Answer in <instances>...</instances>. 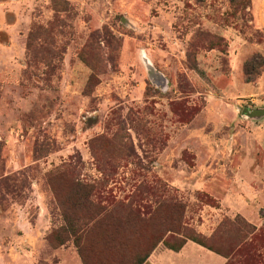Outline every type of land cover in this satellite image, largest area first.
Masks as SVG:
<instances>
[{
    "label": "rangeland",
    "instance_id": "374dc122",
    "mask_svg": "<svg viewBox=\"0 0 264 264\" xmlns=\"http://www.w3.org/2000/svg\"><path fill=\"white\" fill-rule=\"evenodd\" d=\"M247 43L252 0H0V264L225 248L243 206L264 235V118L241 114L264 97L231 84Z\"/></svg>",
    "mask_w": 264,
    "mask_h": 264
},
{
    "label": "crops",
    "instance_id": "0c3cea01",
    "mask_svg": "<svg viewBox=\"0 0 264 264\" xmlns=\"http://www.w3.org/2000/svg\"><path fill=\"white\" fill-rule=\"evenodd\" d=\"M252 12H253V23L256 29L261 30L264 28V0H252ZM248 48L249 52L246 54L245 48ZM244 49L238 52H233L230 55L231 62V84L235 88L236 86L240 89V95L237 97L245 98L247 101L256 102L257 100L251 98H263L264 97V64L260 75L252 82H245L243 74V64L247 57L250 58L252 55H260L264 58V46L256 43H247ZM246 101V102H247ZM250 108H264V106H250ZM224 183L221 185L223 190L222 194L211 191L209 194L216 199H218L221 204L225 207L223 203V198L228 193V185ZM222 184V183H221ZM262 203H264V198L258 197ZM262 197V196H261ZM229 208V207H228ZM227 209V208H226ZM245 218L250 220L251 224L256 228L254 219H250V216L254 215L251 208L248 206H243ZM237 212V210H236ZM239 212V211H238ZM258 227V226H257ZM227 259L223 256L206 249L205 247L191 241L187 240L178 251L168 249L164 246L157 245L142 262V264H226Z\"/></svg>",
    "mask_w": 264,
    "mask_h": 264
},
{
    "label": "trees",
    "instance_id": "16d2710c",
    "mask_svg": "<svg viewBox=\"0 0 264 264\" xmlns=\"http://www.w3.org/2000/svg\"><path fill=\"white\" fill-rule=\"evenodd\" d=\"M263 64L264 59L259 55L245 61L243 64L245 82L254 81L260 75ZM239 219V217H236L230 222L236 230L237 238L233 242L226 244L225 248H221L215 242L206 244L203 237L192 238L190 240L223 256L227 259L226 264H264V235L255 229V227H251L250 224L243 223ZM185 242L186 240L184 239L177 246H170L168 249L178 251Z\"/></svg>",
    "mask_w": 264,
    "mask_h": 264
},
{
    "label": "water",
    "instance_id": "95a60500",
    "mask_svg": "<svg viewBox=\"0 0 264 264\" xmlns=\"http://www.w3.org/2000/svg\"><path fill=\"white\" fill-rule=\"evenodd\" d=\"M143 58V65L145 66V68L147 69L148 72V77L150 79V81L157 83L158 85H160L163 88L166 87L164 78L162 77V75H160L152 66V64L149 62V60L142 56ZM241 114L250 119V120H257V119H261L264 118V108H250L245 106L242 111Z\"/></svg>",
    "mask_w": 264,
    "mask_h": 264
}]
</instances>
